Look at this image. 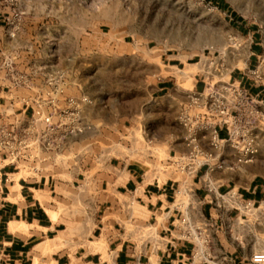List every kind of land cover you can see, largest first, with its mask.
I'll list each match as a JSON object with an SVG mask.
<instances>
[{"label":"crops","instance_id":"crops-1","mask_svg":"<svg viewBox=\"0 0 264 264\" xmlns=\"http://www.w3.org/2000/svg\"><path fill=\"white\" fill-rule=\"evenodd\" d=\"M7 13L0 11V124L15 111L2 66L13 54ZM250 50L248 71L257 67L264 47L253 40ZM160 63L172 73L184 65L175 54H162ZM197 73L193 90L202 88ZM229 78L257 97L264 110V84L245 73H229ZM187 96L188 90L173 80H162L153 87L146 109L124 128L94 125L88 107L85 119L94 128L68 138L63 159L45 162L38 174L0 160V264H254L252 256L264 253V175L257 161L264 130L250 165L230 169L231 151L226 148L217 161L221 168L203 167L192 177L167 172L165 160L185 151L178 115ZM142 130L159 141L165 159L128 148V135ZM80 144L86 148L83 154L76 151ZM124 146L126 154H115ZM231 192L252 211L233 209L231 201L224 204ZM181 219L208 228L209 249L199 259L193 258V244L181 238Z\"/></svg>","mask_w":264,"mask_h":264},{"label":"rangeland","instance_id":"rangeland-1","mask_svg":"<svg viewBox=\"0 0 264 264\" xmlns=\"http://www.w3.org/2000/svg\"><path fill=\"white\" fill-rule=\"evenodd\" d=\"M222 1L0 0V11H8L6 21L15 32L13 54L6 58L23 73L69 68L74 94L93 101L94 125L124 128L146 109L153 87L162 80L191 90L192 75L198 72L193 64L204 52L224 54L226 80L229 73H248L252 41L264 47V0ZM162 54L179 55L181 71L164 68ZM140 134L128 135L129 149L138 148L134 138L142 139ZM155 144L154 157L165 159L159 141ZM83 148L77 145L76 151L83 154ZM261 150L257 161L264 175V143ZM126 152L124 146L115 154Z\"/></svg>","mask_w":264,"mask_h":264},{"label":"built area","instance_id":"built-area-1","mask_svg":"<svg viewBox=\"0 0 264 264\" xmlns=\"http://www.w3.org/2000/svg\"><path fill=\"white\" fill-rule=\"evenodd\" d=\"M6 23L7 36L13 39V23L9 19ZM257 60V67L247 74L258 84H264V56L259 55ZM2 66L10 81L11 105L15 111L0 124V160L38 174L44 170L45 162L63 159L68 138L94 128L85 119V111L93 101L87 95L77 96L71 91L67 68L54 66L23 73L14 70L8 58ZM196 66L195 77L202 88L188 90L187 100L178 115L184 131L185 151L168 157L164 169L192 177L203 167L221 168L222 164L218 165L217 161L224 156L226 148L231 151L230 169L254 163L259 153V133L264 130L261 102L247 94L240 83L230 78L226 80L228 69L224 54L216 55L215 50L204 52ZM30 110L32 115L28 116ZM140 133L142 139H136L135 153H146L153 158L155 140L144 130ZM206 135L208 139L204 145L202 141ZM230 201L233 209L242 207L252 211V206L236 193L231 192L222 200L224 204ZM180 226L181 238L193 244V258L204 256L210 244L208 228L191 224L186 219L180 220ZM251 261L264 264V253L254 254Z\"/></svg>","mask_w":264,"mask_h":264},{"label":"trees","instance_id":"trees-1","mask_svg":"<svg viewBox=\"0 0 264 264\" xmlns=\"http://www.w3.org/2000/svg\"><path fill=\"white\" fill-rule=\"evenodd\" d=\"M213 1L216 2V3H218V4H220V5H221L222 2H223L222 0H213Z\"/></svg>","mask_w":264,"mask_h":264},{"label":"bare ground","instance_id":"bare-ground-1","mask_svg":"<svg viewBox=\"0 0 264 264\" xmlns=\"http://www.w3.org/2000/svg\"><path fill=\"white\" fill-rule=\"evenodd\" d=\"M194 66H195V69H197V66H196V65H194ZM194 74H195V73H194ZM194 74H193V75H194ZM193 75H192V79H193Z\"/></svg>","mask_w":264,"mask_h":264}]
</instances>
